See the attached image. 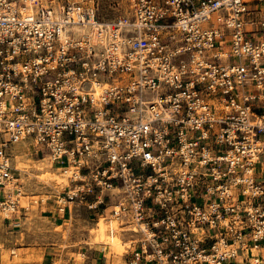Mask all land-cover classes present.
Listing matches in <instances>:
<instances>
[{
	"label": "built area",
	"instance_id": "built-area-1",
	"mask_svg": "<svg viewBox=\"0 0 264 264\" xmlns=\"http://www.w3.org/2000/svg\"><path fill=\"white\" fill-rule=\"evenodd\" d=\"M21 143L74 169L56 212L82 205L128 234L129 264H264V0H128L110 22L70 0H0L13 219L23 182L4 151Z\"/></svg>",
	"mask_w": 264,
	"mask_h": 264
},
{
	"label": "rangeland",
	"instance_id": "rangeland-1",
	"mask_svg": "<svg viewBox=\"0 0 264 264\" xmlns=\"http://www.w3.org/2000/svg\"><path fill=\"white\" fill-rule=\"evenodd\" d=\"M70 1L82 7H95L102 22H110L125 14L128 10V0ZM4 152L11 158L14 166L16 163L18 168V166L24 164L23 167H28V169L27 173H16L23 182L21 209H19L17 215L19 218L15 219L14 217L11 222L5 219L3 221L0 218V264H9L7 262H11L16 254L21 256L29 254L45 256L47 252L55 251L56 254L51 255L53 258H57L55 263L51 261L46 264H83L85 261L91 262L92 253L98 256L101 253H106L109 264L130 263L132 250L129 246L124 245V243L129 242L130 236L119 234L123 242L120 247L113 248L95 244L96 239L91 231L96 228L97 221L90 216L86 207L77 205L71 216L69 214L62 216L64 221H68L67 226H59L55 223L56 219L52 216H60L55 211V195L58 191L68 190L55 185V188L58 187L56 190L54 185H47L39 180L38 177L42 172L33 167L36 164L35 162L44 159L47 154L45 151L37 154L33 146L21 143ZM56 168L58 167L54 166L50 171L56 172ZM70 185H72L71 181ZM50 211H55V214ZM15 223H19V226H16ZM90 248L92 250H89ZM84 253H88L89 256ZM99 262L107 264L103 261Z\"/></svg>",
	"mask_w": 264,
	"mask_h": 264
},
{
	"label": "bare ground",
	"instance_id": "bare-ground-1",
	"mask_svg": "<svg viewBox=\"0 0 264 264\" xmlns=\"http://www.w3.org/2000/svg\"><path fill=\"white\" fill-rule=\"evenodd\" d=\"M75 30V32L77 33V35H81V34H85L88 33V29L84 28L82 26H75L73 28ZM83 32V33H82ZM35 166L33 167L34 169L41 171L42 174L38 177L40 181L44 182L47 185H58L59 187H61L62 189H68L71 185H70V178L72 177V175L74 174V169L73 168H56V172L50 171V169L54 168V165H52V163H48V159H42L39 160L37 162H35ZM24 164H21V166H18L15 163V169L17 171H21V172H26L27 173V169L28 167H23ZM21 169V170H20ZM30 169V168H29ZM24 170V171H22ZM56 190L58 189L55 188ZM22 197H23V191L21 192L20 195V209H21V203H22ZM47 200V199H44ZM0 218L4 221L5 218H11L13 219L12 215L9 214H2L0 216ZM16 226H19V223H15ZM113 228L116 229L118 232H120V230L118 229V226L116 223H113ZM109 231V226L107 225L106 221L101 218L100 222L98 223L97 227L95 229L92 230V234L94 235L95 239H96V243L98 245L101 246H110V247H120L123 245L122 240L120 239L121 237H119L120 235H110L108 233ZM97 245V246H98ZM96 246V247H97ZM125 246L129 248L131 247V244H127L125 243ZM1 248V247H0ZM14 254L16 252H13ZM35 254L32 255H27V256H21V255H15V258L10 262H7L9 264H23V263H33V262H37V261H42L43 260V256L42 255H36Z\"/></svg>",
	"mask_w": 264,
	"mask_h": 264
},
{
	"label": "crops",
	"instance_id": "crops-1",
	"mask_svg": "<svg viewBox=\"0 0 264 264\" xmlns=\"http://www.w3.org/2000/svg\"><path fill=\"white\" fill-rule=\"evenodd\" d=\"M51 210V209H50ZM56 211V210H55ZM55 211H50L51 213H54ZM55 214V213H54ZM17 218H19V217H15V219H17ZM52 218H55L56 219V224L57 225H63V226H67V224H68V221H64L63 220V218H62V216L60 217H58V216H52ZM91 220V219H90ZM96 227H97V225H96ZM92 232V231H91ZM120 237V236H119ZM121 239V238H120ZM122 240V239H121ZM124 245H125V243H124ZM132 248H134V247H132ZM130 249H131V247H130ZM89 250H92V248H90ZM56 252V251H55ZM55 252H47L46 254H45V256L43 255V260L42 261H37L38 263L37 264H46V263H50L51 261L52 262H54L55 263V261H56V259L57 258H53L51 255H54V254H56ZM84 254H86V255H88V253H84ZM29 255H32V254H29ZM51 256V257H50ZM89 256V255H88ZM98 255H94L93 253L91 254V257H93L92 258V260L91 261H103L104 263H107V264H109V259H108V255L106 254V253H101V255H99L98 257H97ZM23 264H28V263H23ZM103 264V263H102Z\"/></svg>",
	"mask_w": 264,
	"mask_h": 264
}]
</instances>
